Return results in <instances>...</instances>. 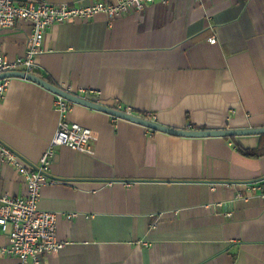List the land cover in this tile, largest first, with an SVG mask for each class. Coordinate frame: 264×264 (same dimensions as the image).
Masks as SVG:
<instances>
[{
	"label": "crops",
	"instance_id": "crops-1",
	"mask_svg": "<svg viewBox=\"0 0 264 264\" xmlns=\"http://www.w3.org/2000/svg\"><path fill=\"white\" fill-rule=\"evenodd\" d=\"M30 34L22 22L0 28V51L22 56ZM40 49L34 72L104 106L177 129L264 126V0H167L111 22L72 19ZM61 118L55 94L32 81L10 78L0 93V141L31 163ZM63 119L92 130L93 154L53 148L57 182L41 187L39 208L57 214L65 244L40 264H264V154L240 151L262 134L173 136L72 102ZM24 181L0 159V196H22ZM0 264L18 261L0 252Z\"/></svg>",
	"mask_w": 264,
	"mask_h": 264
},
{
	"label": "built area",
	"instance_id": "built-area-1",
	"mask_svg": "<svg viewBox=\"0 0 264 264\" xmlns=\"http://www.w3.org/2000/svg\"><path fill=\"white\" fill-rule=\"evenodd\" d=\"M167 0H115L114 2L98 1L88 6L53 5L39 0H0V28L10 30L19 22L31 26V34L25 53L8 60L0 51V73L8 71L34 72L35 57L41 51V42L48 29L55 23H65L72 19L91 20L98 14H104L108 21L134 12H140L147 5ZM215 43V37L208 39ZM10 78L0 79V93L5 90ZM70 92V90H66ZM73 93V92H71ZM87 93L91 96H87ZM79 97L99 103L96 93L80 91L74 93ZM71 102L55 95V105L62 118L46 151L36 163L22 158L18 153L0 141V159L10 164L24 178V194L11 197L0 196V229L7 235V246L0 249L6 257H14L18 264H40L42 258L57 253L64 242L57 239V214L39 208L41 187L57 181L49 178L51 157L56 146L66 147L72 151L92 155L95 136L90 128L75 122L64 120ZM128 114H135L130 108L120 105L113 107ZM114 120L116 117L111 116ZM147 118L148 117H143ZM151 120V119H149ZM75 214H68L72 219Z\"/></svg>",
	"mask_w": 264,
	"mask_h": 264
},
{
	"label": "water",
	"instance_id": "water-1",
	"mask_svg": "<svg viewBox=\"0 0 264 264\" xmlns=\"http://www.w3.org/2000/svg\"><path fill=\"white\" fill-rule=\"evenodd\" d=\"M3 78H23L25 80L32 81L43 88L51 91L55 95L61 96L65 100L86 106L88 108L104 112L116 118L124 119L135 124L144 126L153 131L163 132L173 136H186V137H232V136H244V135H261L264 134V126L259 128H242V129H221V130H195V129H177L159 124L153 120L143 118L137 114H128L123 111H119L113 107H107L100 103L87 100L79 97L74 93L68 92L60 87L50 84L42 77L38 76L35 72H23V71H8L0 73V79Z\"/></svg>",
	"mask_w": 264,
	"mask_h": 264
},
{
	"label": "trees",
	"instance_id": "trees-1",
	"mask_svg": "<svg viewBox=\"0 0 264 264\" xmlns=\"http://www.w3.org/2000/svg\"><path fill=\"white\" fill-rule=\"evenodd\" d=\"M36 74H38V73H36ZM240 151H242L243 154L248 155V156H252V157H260L261 155H263L264 154V134L261 135L260 144L256 149H254V150H240Z\"/></svg>",
	"mask_w": 264,
	"mask_h": 264
}]
</instances>
